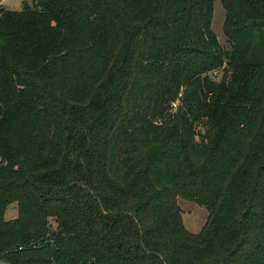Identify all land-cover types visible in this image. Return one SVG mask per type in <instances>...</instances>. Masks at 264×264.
Returning <instances> with one entry per match:
<instances>
[{"label":"trees","instance_id":"1","mask_svg":"<svg viewBox=\"0 0 264 264\" xmlns=\"http://www.w3.org/2000/svg\"><path fill=\"white\" fill-rule=\"evenodd\" d=\"M220 3L227 47L214 0L0 5L1 261L264 264V0Z\"/></svg>","mask_w":264,"mask_h":264},{"label":"rangeland","instance_id":"2","mask_svg":"<svg viewBox=\"0 0 264 264\" xmlns=\"http://www.w3.org/2000/svg\"><path fill=\"white\" fill-rule=\"evenodd\" d=\"M32 3V0H0V5L10 10H20L23 2ZM223 20L224 9L221 6L220 0H214L213 18L211 22V28L217 35L218 41L224 47L228 46L226 38L223 34ZM177 204L181 209L182 222L184 227L190 231L197 233L204 225L208 211L207 209L199 205L192 199H184L182 197L177 198ZM17 214L15 203L8 206L6 210L7 218H12ZM0 264H8L0 260Z\"/></svg>","mask_w":264,"mask_h":264},{"label":"built area","instance_id":"3","mask_svg":"<svg viewBox=\"0 0 264 264\" xmlns=\"http://www.w3.org/2000/svg\"><path fill=\"white\" fill-rule=\"evenodd\" d=\"M217 75H218V74H217V72H216V71H214V72L212 73V76H213V77H216ZM172 106H173V107H175V106H176V104H175V103H173V104H172Z\"/></svg>","mask_w":264,"mask_h":264}]
</instances>
